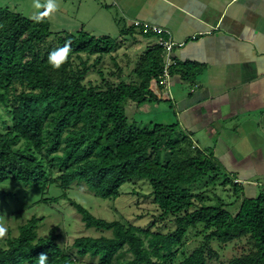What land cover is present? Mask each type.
Instances as JSON below:
<instances>
[{
	"label": "trees",
	"instance_id": "trees-1",
	"mask_svg": "<svg viewBox=\"0 0 264 264\" xmlns=\"http://www.w3.org/2000/svg\"><path fill=\"white\" fill-rule=\"evenodd\" d=\"M66 41L71 42L67 62L54 69L49 54ZM124 41L84 30L54 31L48 17L37 23L0 7V184L13 180L44 190L56 184L62 195L42 196L33 205L66 199L85 228L100 232L62 246L58 226L40 235L44 217L33 215L18 226L16 236L0 240V264H37L40 253H47L48 264H82L85 258L99 264H172L191 230H198L201 243L179 264H210L222 249L242 241L243 252L227 264H264V181H237L178 123L146 118L150 107L164 102L152 89L154 84L165 87L160 83L163 50L148 47L142 62L125 72L113 55ZM105 55L116 70L102 66ZM171 67L170 75L176 69L190 85L201 72L197 63ZM91 73L101 82L88 79ZM206 180L224 190L231 185L237 203L194 190ZM77 181L94 196L112 201L124 194V185L143 181L158 219L173 227L153 232L96 217L68 197ZM8 199H15L14 193L0 190V200Z\"/></svg>",
	"mask_w": 264,
	"mask_h": 264
},
{
	"label": "crops",
	"instance_id": "crops-1",
	"mask_svg": "<svg viewBox=\"0 0 264 264\" xmlns=\"http://www.w3.org/2000/svg\"><path fill=\"white\" fill-rule=\"evenodd\" d=\"M40 2L44 4L45 0ZM57 3L60 7L56 12L74 22L62 24L59 29L52 24L58 31L106 34L104 24L110 23L112 7L117 16L112 19L115 22L120 16L126 21L155 25L167 29L176 41L185 42L172 51V66L175 69L187 62L199 64L201 72L195 82L190 85L175 69L167 86L158 88L154 84L152 89L168 107L170 122L178 123L192 140L203 137V140L195 138L194 144L211 151L221 164L224 160H235V156L222 140L225 131L217 130V125L222 129L223 124L238 121L231 128L232 134H244L249 126H253L251 134L264 133L254 127L264 129V0H57ZM1 6L12 7L22 14L28 11L36 14L39 10L34 7L27 10L19 0H3ZM139 39L146 46L153 45L145 36ZM245 158L254 160L249 155ZM240 165L231 171L237 181L257 180L252 177L257 174L255 163ZM234 171L243 174L239 176Z\"/></svg>",
	"mask_w": 264,
	"mask_h": 264
},
{
	"label": "rangeland",
	"instance_id": "rangeland-1",
	"mask_svg": "<svg viewBox=\"0 0 264 264\" xmlns=\"http://www.w3.org/2000/svg\"><path fill=\"white\" fill-rule=\"evenodd\" d=\"M2 1L3 0H0V3ZM19 1L26 5L27 10H32L34 0ZM18 9L22 11L21 8ZM43 11H45L44 8H40L38 13ZM23 15L32 19L31 17L34 14L28 11ZM115 16V11L112 7H110V23L104 24L107 26L105 29L107 33L102 35H92L111 36L112 38H117L118 42L125 39L123 46H121L117 51L113 52V55L118 57L119 63L125 68V72H127L131 70L133 66L140 63L148 47L153 48V46H146V44L143 43V40H140L139 37L145 36L151 40L153 45L160 46L157 40V37L159 36L154 33L145 34L140 27L134 26V22L121 19L120 16H118V21H116V23L114 20H112L113 17L115 18ZM69 18L71 17L62 16L61 14L54 12L50 17H48V20L51 24V28L53 24L55 28L59 29L61 28L62 24L74 23L68 20ZM52 29L54 31H58L54 28ZM129 30H131L132 33L129 32ZM104 32L105 31H102V33ZM162 50L163 58H166L168 52L164 48H162ZM128 63L129 67L126 66ZM102 66L107 72H110V69L116 70L110 55L104 56ZM87 78L92 79L96 83L101 82L100 77L96 73H91ZM169 89L171 90V87ZM146 109H148L147 105ZM142 113L145 112L142 111ZM145 116L146 118H155L165 123H170V113L168 112V107L165 106V103L159 104L156 109H154V107H150ZM136 119H138L139 122L140 120H143L139 114L136 115ZM228 121L230 122L231 120ZM236 123L239 122L234 121V124H223L222 129L219 128L220 125H217V130L225 131V133L222 134V140L224 143L227 142L233 151V156H235V160H224L222 165L225 164L224 167L231 172L235 167H242L240 163L242 165L246 164L247 162L255 163L257 174L255 176L253 175L252 177L259 179V181H264V160H261V156L264 153V133L257 132L251 134L249 131L253 129V126H249L244 134H232L231 128H234ZM254 127L255 129H258V131L263 130L264 132L262 126L257 127L255 125ZM195 138L203 140V137L201 136H196ZM195 138H193V142L197 143V139ZM246 155L251 156V158L254 160H246V158L244 160L243 157ZM235 163L237 164L235 165ZM234 172L239 176L243 174L242 171ZM206 181L196 185L194 190H207V193L209 195L212 194V197L214 194H216L219 198L224 200V202L237 203V200L232 197V193L230 192L232 188L231 185H228L227 190H224V188H222L219 183L214 184L212 180ZM0 190L8 191L14 193L15 195V199H8L6 201L0 200V214L4 216L3 223L8 229L7 235L2 240H5L9 235L16 236L18 234V226L30 219L33 215L44 217V220L40 223V227L38 229L40 235L47 236L53 226H58V232L62 233V237L59 239V243L62 246L71 245L75 238L81 236H99L100 234V232L96 231L95 229L85 228L83 222L81 221L80 215L66 199H60L58 202H54L52 204L41 203L33 205V202L42 196L58 197L62 195L63 190L56 184L48 185L44 190L43 188H29L19 182L7 180L0 184ZM133 191L142 193V196L140 197L138 195H134L132 193ZM122 192H124V194L114 201L104 200L94 196L89 191L85 182L77 181L68 189L67 194L69 198L83 205L96 217L108 221L120 220L124 222L125 220L126 222H129L133 225L149 228L153 232H165L169 228L173 227L169 221H160L158 219L155 205L151 201V196H149L151 190L147 183L143 181L128 183L123 186ZM144 195L149 197L144 198ZM213 200L211 201L212 203H214ZM23 210L24 212L22 213ZM197 233L198 230L190 231L186 238L185 247L182 249V251H180L172 264H179L183 260L184 255L194 250L201 243L202 236L197 235ZM106 235L111 236L112 233L106 232ZM216 244V242L212 244L215 249L217 248ZM244 247L245 243L243 241L231 244L228 247L222 249L217 256H214L209 261V263L227 264L233 257L240 255L243 252ZM183 252L184 254H182ZM84 260L85 261L82 264H99L96 260L91 261V263H89L90 260L88 258H85Z\"/></svg>",
	"mask_w": 264,
	"mask_h": 264
},
{
	"label": "clouds",
	"instance_id": "clouds-1",
	"mask_svg": "<svg viewBox=\"0 0 264 264\" xmlns=\"http://www.w3.org/2000/svg\"><path fill=\"white\" fill-rule=\"evenodd\" d=\"M33 7L35 9L44 8L45 11L34 14L31 18L39 23L42 22L44 18L50 17L52 13L56 12L60 5L57 3V0H45L44 4L40 3V0H34ZM71 52V42L66 41L64 47L59 48L49 54L48 63L54 68L59 69L62 64L67 62L69 53ZM4 216L0 214V240H2L8 232V229L3 223ZM37 264H48V255L47 253H40L37 257Z\"/></svg>",
	"mask_w": 264,
	"mask_h": 264
},
{
	"label": "built area",
	"instance_id": "built-area-1",
	"mask_svg": "<svg viewBox=\"0 0 264 264\" xmlns=\"http://www.w3.org/2000/svg\"><path fill=\"white\" fill-rule=\"evenodd\" d=\"M134 26L140 27L145 34L154 33L158 35L159 37H157V40L159 45L168 52L167 57L164 58V63H166L164 64V71L160 81L161 84L167 86L170 80L169 70L172 64H174V61H172L171 53L175 48L184 46L185 42L176 41L172 34L165 28H161L155 25H149L142 22H134ZM193 38L195 39V37Z\"/></svg>",
	"mask_w": 264,
	"mask_h": 264
}]
</instances>
